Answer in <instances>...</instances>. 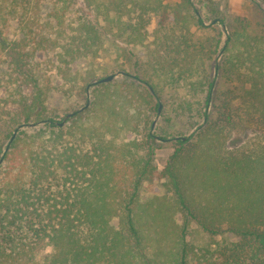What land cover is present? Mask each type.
I'll use <instances>...</instances> for the list:
<instances>
[{
  "label": "trees",
  "instance_id": "16d2710c",
  "mask_svg": "<svg viewBox=\"0 0 264 264\" xmlns=\"http://www.w3.org/2000/svg\"><path fill=\"white\" fill-rule=\"evenodd\" d=\"M56 1L45 12L52 41L32 28L42 0H0L1 25L14 22L20 34L8 45L14 70L46 44L55 50L49 75L19 71L30 91L15 87L11 125H41L2 154L0 264H264V31L239 21L198 36L207 27L193 0H84L101 25L67 18L72 1ZM104 37L122 44L121 60L98 67ZM127 65L133 75L123 81L96 83L98 71ZM163 95L165 115L184 121L189 135L173 139L158 174L154 150L168 136L150 118ZM71 96L83 105L56 121L51 101ZM234 102L259 128L248 145L231 136ZM156 176L165 194L140 202L143 182ZM191 222L234 239L196 247Z\"/></svg>",
  "mask_w": 264,
  "mask_h": 264
},
{
  "label": "rangeland",
  "instance_id": "374dc122",
  "mask_svg": "<svg viewBox=\"0 0 264 264\" xmlns=\"http://www.w3.org/2000/svg\"><path fill=\"white\" fill-rule=\"evenodd\" d=\"M71 11L67 15V18H73L76 15H82L89 19L93 23L102 24L101 21H97V18L90 7L86 5L84 0H71ZM179 0H163V2L174 3ZM56 0H42V6L40 7L39 17L34 19L32 28L39 36L45 37L46 35L53 41L55 39V28H51L49 25L45 26V19L47 18L45 12L46 7L56 3ZM195 3L196 11L201 13L204 19V23L207 28L204 31L197 30L198 36L204 34H212L213 30L219 31H231L238 26L239 21H244L248 23V31L252 34L262 33L264 31V0H193ZM67 22V20H66ZM53 23V22H52ZM66 29H68L65 26ZM154 25L147 28L148 41L152 39L154 34ZM16 28L14 22H10L7 26H2L0 22V42L4 45V49H0V165L3 163L2 154L4 149L8 146L11 140H13L19 132L26 131L31 132L32 129L38 127L41 124H34L29 122L25 125H20L18 127H13L11 121L17 111L18 106L15 103L14 92L15 87L20 83V90L24 92H29V87L27 84L23 83V76L20 75L19 71H23L25 76H29L28 71L32 70L35 72H40L42 75H49L52 69L53 53L55 50L49 48V45H45L44 48L34 51L32 59L29 60L26 67H22L21 70H14V64L12 63V58L10 55L9 43L13 40H17L20 34ZM104 45L99 50L97 57L94 59L93 63L100 66H109L112 59H120V56L116 53V47H122V44L118 41H112L108 37H104ZM8 43V44H7ZM29 46L28 48H31ZM53 47V46H52ZM55 49V48H54ZM140 49V48H138ZM219 57V56H218ZM88 65V61H80L74 68L79 72H82ZM125 72H120L118 76L113 78L115 82L123 81V75H130L132 71L127 65ZM110 75V74H109ZM133 75V74H132ZM24 76V77H25ZM96 76L98 78L106 77L101 72H97ZM131 76V75H130ZM214 76V87H221L220 82L215 80L216 73ZM247 85L235 88L236 93H240L245 89ZM158 106L160 105L159 111L156 112L150 118L151 126L155 129L156 133L160 135L168 136L165 141H158L156 143L157 148L154 150V165L156 167V172L159 174L167 159L171 155L174 149V140L178 136L189 135V130L187 125L182 120L174 119L173 117H168L165 115L168 104L166 96H162L161 100H156ZM52 109L53 117L56 121L60 120L62 116L70 111L81 108L83 101L77 100L76 96H71L68 98L57 97L53 99L50 103ZM236 114L233 116L235 118L234 126L232 129V137H237L236 140L239 145H248L253 140L258 138L259 128L256 122L247 123L243 120L244 115L242 114V108L237 102L233 103ZM163 114V116H162ZM68 115V114H67ZM170 121H166L168 118ZM63 122V121H62ZM165 179L161 176H156L151 181L143 182L140 189V202L144 203L148 201L154 195L165 194V189L163 183ZM187 239L190 243L196 247H209L210 249H215L218 243L223 241H230L229 239H234L228 234L222 233L215 236H209L204 233L194 222L189 225ZM189 264H193V260H190Z\"/></svg>",
  "mask_w": 264,
  "mask_h": 264
},
{
  "label": "water",
  "instance_id": "95a60500",
  "mask_svg": "<svg viewBox=\"0 0 264 264\" xmlns=\"http://www.w3.org/2000/svg\"><path fill=\"white\" fill-rule=\"evenodd\" d=\"M120 74V72H116L114 74H110V75H107L106 77H103L99 80L96 81V83H106V82H109L111 81L115 76H118ZM160 109V105L158 106V111ZM69 115H66V118L68 117ZM63 122L60 123V125H62Z\"/></svg>",
  "mask_w": 264,
  "mask_h": 264
}]
</instances>
